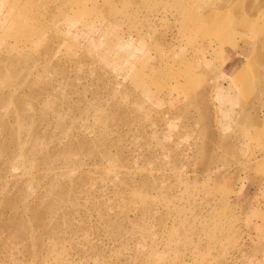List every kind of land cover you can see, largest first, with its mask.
Returning <instances> with one entry per match:
<instances>
[{
	"label": "rangeland",
	"instance_id": "1",
	"mask_svg": "<svg viewBox=\"0 0 264 264\" xmlns=\"http://www.w3.org/2000/svg\"><path fill=\"white\" fill-rule=\"evenodd\" d=\"M13 3L0 264H264V0Z\"/></svg>",
	"mask_w": 264,
	"mask_h": 264
},
{
	"label": "bare ground",
	"instance_id": "2",
	"mask_svg": "<svg viewBox=\"0 0 264 264\" xmlns=\"http://www.w3.org/2000/svg\"><path fill=\"white\" fill-rule=\"evenodd\" d=\"M91 2H92V5H98V6H100L102 8V10H106L107 11L106 12L107 13V19L106 20L110 21L111 25H113V24L115 25V24H117V21H119V19H118V14H119L118 7H119V5H122V4L126 3V0H101L102 3H100V4H98L97 0H91ZM141 3L143 5L145 3V0H141ZM16 9H18V6L15 3H13L10 6V8L8 10H6V12L3 13L2 20L0 18V25L3 22L7 24V22L11 21V19H12V23L15 25V27H14V33H15L14 36L13 37L9 36V34L11 32L8 34L7 31H6L5 32V36H8V37L4 38V39H10L11 38L13 40H16L15 37H16L17 31H18L17 30V28H18L17 27V21H16V19H17L16 18V14L17 13L15 12ZM117 12H118V14H116ZM197 30L202 32L200 29H197ZM111 34L114 37L118 38V36L116 34H113V33H111ZM106 44H107L106 50L103 48L100 51H98V53H96V56H98V59H100V57L105 56V53L107 52V50L111 51V50H114L115 48H117V47H111V42L108 41V39L106 41ZM119 55H120V53H119ZM157 65H158V67H160L161 64H159V62H158ZM154 70H156V69L155 68L151 69V71H153V72H154ZM183 88H184V86H183Z\"/></svg>",
	"mask_w": 264,
	"mask_h": 264
}]
</instances>
